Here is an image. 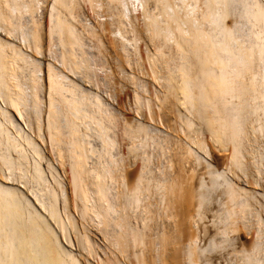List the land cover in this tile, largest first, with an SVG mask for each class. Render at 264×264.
<instances>
[{
	"label": "bare ground",
	"instance_id": "1",
	"mask_svg": "<svg viewBox=\"0 0 264 264\" xmlns=\"http://www.w3.org/2000/svg\"><path fill=\"white\" fill-rule=\"evenodd\" d=\"M0 264H264V0H0Z\"/></svg>",
	"mask_w": 264,
	"mask_h": 264
},
{
	"label": "rangeland",
	"instance_id": "2",
	"mask_svg": "<svg viewBox=\"0 0 264 264\" xmlns=\"http://www.w3.org/2000/svg\"><path fill=\"white\" fill-rule=\"evenodd\" d=\"M135 70H136V69H133V70H132V73H135V74H136L137 72H136ZM134 71H135V72H134ZM260 141H261V139H260Z\"/></svg>",
	"mask_w": 264,
	"mask_h": 264
}]
</instances>
